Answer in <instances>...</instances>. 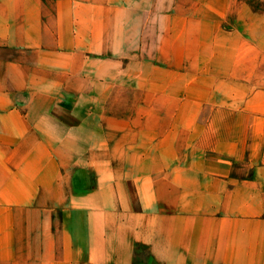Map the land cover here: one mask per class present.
Masks as SVG:
<instances>
[{
    "label": "crops",
    "instance_id": "0c3cea01",
    "mask_svg": "<svg viewBox=\"0 0 264 264\" xmlns=\"http://www.w3.org/2000/svg\"><path fill=\"white\" fill-rule=\"evenodd\" d=\"M189 2L210 10L167 17L172 69L135 79L119 0H0V264H264L260 48L213 28L251 5Z\"/></svg>",
    "mask_w": 264,
    "mask_h": 264
},
{
    "label": "rangeland",
    "instance_id": "374dc122",
    "mask_svg": "<svg viewBox=\"0 0 264 264\" xmlns=\"http://www.w3.org/2000/svg\"><path fill=\"white\" fill-rule=\"evenodd\" d=\"M133 9L127 8L125 6V0H119V8H118V17H119V30L123 26H126L128 29L131 27V23H129L130 19L133 17V21L135 23L134 26L135 31V39H134V48L135 54H138V58H140L141 62L144 64V70L139 71L137 68L134 69V78L137 79L138 76H142L143 73L149 75L150 78L153 77H161L163 79L162 71H155L154 69H172L171 64L178 59L177 53L179 51V46L174 45V40L172 38V20H168L167 17L173 16L174 12L180 14L184 19L186 17H190L193 15H199V12L206 11L210 9L205 8H195L190 6L191 0H182V7L173 9L171 7L157 5L158 1L163 0H134ZM142 1H148L149 6L143 7ZM169 1V0H164ZM251 7L247 8H234L230 10L229 20L224 21L222 23H214V41L220 42L222 41L224 34L229 33L230 42H237L238 39L232 34L236 32L244 33L243 35L247 40H251L253 38L254 42L260 48V54L256 56L258 58L259 70L257 72L258 77L256 78L259 83H262L264 86V0H247ZM121 4V5H120ZM124 5V6H123ZM228 11V9H226ZM133 11V13H131ZM144 12V14H142ZM149 15V23L142 24L144 28L143 37H141V17L142 15ZM132 14V15H131ZM256 15L258 18L255 22L247 23V24H238L233 21L234 17L237 15ZM165 18V20H164ZM139 19V23H136V20ZM182 19V23L183 20ZM122 26V27H121ZM184 23L182 24V27ZM124 28V27H123ZM138 28V30L136 29ZM136 29V30H135ZM136 33H139L136 35ZM223 35V36H222ZM121 38V40H120ZM125 37L121 35L119 37V41L121 44L126 45L127 41L124 39ZM190 41V40H189ZM187 41V42H189ZM182 69L181 73L188 74V65H189V57H182ZM127 60V59H125ZM136 61V60H135ZM128 62V61H127ZM247 62V60H246ZM146 65L148 69L146 68ZM149 72H147V70ZM161 72V73H160ZM140 78V77H139ZM138 78V79H139ZM247 78V77H246ZM261 85V84H260ZM257 90L258 88H254ZM253 88L246 89L247 91L254 90ZM263 89V88H262ZM115 98L117 99V112L120 114L129 113L138 103L141 92L138 90H131L128 88H118L117 92L114 93ZM221 97V92L218 96Z\"/></svg>",
    "mask_w": 264,
    "mask_h": 264
}]
</instances>
